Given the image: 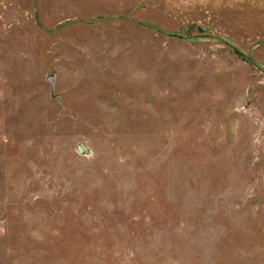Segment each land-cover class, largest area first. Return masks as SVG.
<instances>
[{
  "label": "rangeland",
  "instance_id": "374dc122",
  "mask_svg": "<svg viewBox=\"0 0 264 264\" xmlns=\"http://www.w3.org/2000/svg\"><path fill=\"white\" fill-rule=\"evenodd\" d=\"M0 264H264V0H0Z\"/></svg>",
  "mask_w": 264,
  "mask_h": 264
},
{
  "label": "water",
  "instance_id": "95a60500",
  "mask_svg": "<svg viewBox=\"0 0 264 264\" xmlns=\"http://www.w3.org/2000/svg\"><path fill=\"white\" fill-rule=\"evenodd\" d=\"M49 79L51 80V76H49Z\"/></svg>",
  "mask_w": 264,
  "mask_h": 264
}]
</instances>
